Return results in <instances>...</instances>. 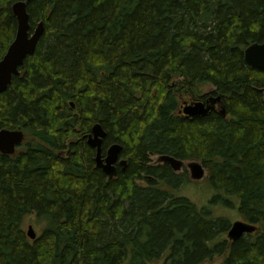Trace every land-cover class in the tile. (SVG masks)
Segmentation results:
<instances>
[{
  "label": "trees",
  "instance_id": "obj_1",
  "mask_svg": "<svg viewBox=\"0 0 264 264\" xmlns=\"http://www.w3.org/2000/svg\"><path fill=\"white\" fill-rule=\"evenodd\" d=\"M15 1L0 0V59ZM27 12L29 31H44L0 92V129L24 133L0 152V264H150L165 252L162 264H264V70L243 57L264 40V0H29ZM184 95L221 102L187 118ZM95 123L103 151L119 143L127 159L111 178L86 143ZM165 154L201 161L256 230L210 245L231 223L163 188L186 179L151 161ZM30 215L45 223L35 239Z\"/></svg>",
  "mask_w": 264,
  "mask_h": 264
},
{
  "label": "water",
  "instance_id": "obj_2",
  "mask_svg": "<svg viewBox=\"0 0 264 264\" xmlns=\"http://www.w3.org/2000/svg\"><path fill=\"white\" fill-rule=\"evenodd\" d=\"M29 0H21L12 4V12L17 20L16 33L7 47L6 52L0 59V92L4 91L12 81L14 75L19 74V68L24 64L25 58L34 53L37 42L44 31L43 22L40 21L35 29L30 32L29 15L27 3ZM245 63L258 70H264V40L262 42L250 43L244 50ZM221 102L219 96H209L207 99H194L190 102L184 101L179 112L187 118H198L208 115L217 109ZM106 136V131L100 123H95L87 135V143L95 149V164L103 173L111 178L117 174L116 161L122 146L119 143L111 144L105 156H102V140ZM24 139V133L19 129H0V152L3 154H13L19 144ZM160 161L168 163L174 171H179L183 165L182 160L170 155L160 156ZM121 169L126 167V160H119ZM192 178L201 179L205 174V168L201 163L193 161L189 164ZM256 225L244 220H237L231 223L227 230V237L236 240L244 234L253 233ZM26 235L35 239L36 233L32 225H28Z\"/></svg>",
  "mask_w": 264,
  "mask_h": 264
},
{
  "label": "rangeland",
  "instance_id": "obj_3",
  "mask_svg": "<svg viewBox=\"0 0 264 264\" xmlns=\"http://www.w3.org/2000/svg\"><path fill=\"white\" fill-rule=\"evenodd\" d=\"M201 93H208L213 90V87L210 85H204L200 88ZM188 101L189 96L184 95V97L181 99L182 101ZM110 145V144H109ZM102 149V146H101ZM107 148L102 152V156H105ZM122 159H127L123 156H121ZM152 162H157L159 160L158 156H151ZM193 161H197L201 163V161L196 159H187L183 160L184 164L182 165L181 169L179 171H176L179 174H184V177H186L185 181L177 188H169L167 186L163 185V188L167 189L169 192L176 196H185L188 199H190L193 203L196 204L198 208L207 207L211 211L210 218H217L221 217L229 221V223H232L237 220H243L242 215L238 212V206H239V199L235 196H227L222 192L217 191L212 187L208 180L207 176V169H205V174L203 178L201 179H195L192 178L190 175V168L189 164ZM202 164V163H201ZM219 194L221 198L228 199L229 201L234 203V207H229L228 205H224L221 200H218L216 202H211V199ZM220 201V202H219ZM28 225H32L33 229L36 233V235H39L45 226V223L43 221H39L36 219L34 215L28 216L24 222H23V230L26 232ZM227 233L225 232L224 235L218 236L215 240L210 242V245L214 244L216 241H219L223 239L224 237H227ZM165 252L163 254V257L153 261L150 264H162L165 258ZM222 259V256H216L212 261L207 262L206 264H219Z\"/></svg>",
  "mask_w": 264,
  "mask_h": 264
},
{
  "label": "flooded vegetation",
  "instance_id": "obj_4",
  "mask_svg": "<svg viewBox=\"0 0 264 264\" xmlns=\"http://www.w3.org/2000/svg\"><path fill=\"white\" fill-rule=\"evenodd\" d=\"M192 99H190V100H188V101H186V100H184V101H186V102H190ZM194 100V99H193ZM203 100H205V99H203ZM184 101H182V103L184 102ZM182 103H181V105H182ZM181 108V107H180ZM86 140H87V138H86ZM113 144V143H112ZM111 145V144H110ZM109 145V146H110ZM122 158H121V155H119L118 156V159H117V161H116V163H115V165H116V168H118V167H121V165H120V163H119V160H121ZM174 171V170H173ZM176 172V171H175Z\"/></svg>",
  "mask_w": 264,
  "mask_h": 264
},
{
  "label": "bare ground",
  "instance_id": "obj_5",
  "mask_svg": "<svg viewBox=\"0 0 264 264\" xmlns=\"http://www.w3.org/2000/svg\"><path fill=\"white\" fill-rule=\"evenodd\" d=\"M15 2H16V1H15ZM11 10H12V8H11ZM16 21H17V20H16ZM37 25H38V24H37ZM34 29H35V28H34ZM34 29H33V30H34ZM33 30H32V31H33ZM32 31H31V32H32ZM15 33H16V32H15ZM244 50H245V49H244ZM243 54H244V53H243ZM243 57H244V56H243ZM70 104H71V103H70ZM72 105H73V104H72ZM22 132H23V131H22ZM89 133H90V132H89ZM89 133H88V134H89ZM86 141H87V140H86ZM86 143H87V142H86ZM87 145H88V143H87ZM108 147H109V146H108ZM108 147H107V148H108ZM2 154H3V153H2ZM7 155H8V154H7ZM159 156H160V155H159ZM159 158H160V157H159ZM159 161H160V159H159ZM94 162H95V161H94ZM160 162H162V161H160ZM182 162H183V161H182ZM183 164H184V162H183ZM169 166H170V165H169ZM171 169H172V168H171ZM172 170H173V169H172ZM122 171H123V170H122ZM250 234H251V233H250Z\"/></svg>",
  "mask_w": 264,
  "mask_h": 264
}]
</instances>
